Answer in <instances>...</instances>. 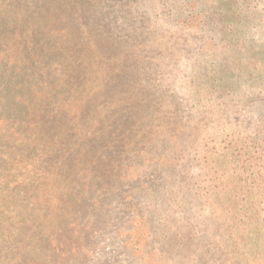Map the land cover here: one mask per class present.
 I'll return each mask as SVG.
<instances>
[{"label": "trees", "instance_id": "obj_1", "mask_svg": "<svg viewBox=\"0 0 264 264\" xmlns=\"http://www.w3.org/2000/svg\"><path fill=\"white\" fill-rule=\"evenodd\" d=\"M216 255L264 264V0H0V264Z\"/></svg>", "mask_w": 264, "mask_h": 264}, {"label": "rangeland", "instance_id": "obj_2", "mask_svg": "<svg viewBox=\"0 0 264 264\" xmlns=\"http://www.w3.org/2000/svg\"><path fill=\"white\" fill-rule=\"evenodd\" d=\"M189 39H194V37H189ZM188 56V54H185L184 58L188 60V58H186ZM186 64H184L181 69H180V74L182 75H185V67ZM189 167V168H188ZM195 167V168H194ZM199 165H195V164H191V163H188V166L187 168H185L187 171L185 172V174H189V175H195L199 169ZM202 168V167H201ZM185 184V183H183ZM182 188V187H181ZM189 195L188 192H185ZM177 195L179 196H182V194L180 193V191H177L176 192ZM186 194V195H187ZM185 195V196H186ZM178 201V200H177ZM179 204H177L175 210H176V213L177 215L181 216V218H183L185 221L184 222V228H182L181 230L179 229V232H181L180 234V238H182V236H186V235H189L190 231L194 228V223L198 222L199 221V218L201 217L202 215V205L200 202H197L196 201V198L194 196H188L187 199L185 200H181V201H178ZM205 205V204H204ZM204 209V208H203ZM205 212H206V208H205ZM207 213V212H206ZM190 220H189V219ZM196 220V221H195ZM198 220V221H197ZM203 222V221H202ZM202 222H198L197 226H196V230H202L201 229V226H202ZM199 228V229H198ZM195 229V228H194ZM207 232V231H206ZM206 232H203V233H206ZM168 242V241H167ZM169 244V242H168ZM183 247V246H181ZM109 248H107L106 250H108ZM213 256V254H212ZM101 260V258H98L96 261H99ZM212 261V264H219V260L217 259V255L216 257H212V259L210 260ZM211 263V262H210ZM100 264V263H99ZM221 264V263H220Z\"/></svg>", "mask_w": 264, "mask_h": 264}]
</instances>
